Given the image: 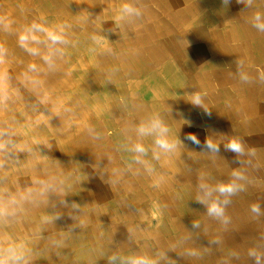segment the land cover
Segmentation results:
<instances>
[{
  "label": "crops",
  "instance_id": "obj_1",
  "mask_svg": "<svg viewBox=\"0 0 264 264\" xmlns=\"http://www.w3.org/2000/svg\"><path fill=\"white\" fill-rule=\"evenodd\" d=\"M5 1L0 73L29 59L36 66L30 78L14 66L12 97L3 90L0 102V140L12 136L0 149V174L21 179L0 183V192L8 189L0 203L15 205L6 217L25 233L20 244L34 247L26 264L28 258L31 264H126L131 257L153 264H256L252 250L264 264V31L255 27L257 14L264 23V0H26L24 6L12 0L14 8ZM124 4L136 11L125 12ZM18 12L31 15L28 23L7 26L4 18ZM33 23L62 29L65 42L52 45L38 32L40 43L29 42L38 54H30L19 36ZM9 49L14 54L7 56ZM45 55L52 56L51 67ZM196 93L200 106L191 103ZM19 105L34 109L26 113ZM155 120L169 128L173 149L159 148L155 132H139ZM209 139L218 153L203 147ZM232 139L242 140L245 153L226 149ZM137 144L146 151L132 150ZM221 182L242 190L228 197L212 191L209 202L229 200L217 218L198 197L201 184L215 189ZM38 252L44 257L36 262Z\"/></svg>",
  "mask_w": 264,
  "mask_h": 264
},
{
  "label": "clouds",
  "instance_id": "obj_2",
  "mask_svg": "<svg viewBox=\"0 0 264 264\" xmlns=\"http://www.w3.org/2000/svg\"><path fill=\"white\" fill-rule=\"evenodd\" d=\"M238 2H243V0H238ZM248 3L251 4V0H248ZM123 9L127 13H133L136 10L133 9L131 6L125 4L123 6ZM137 15L139 13H136ZM257 23L255 24V27L259 30L264 31V23H259L260 21V15L257 14L256 16ZM42 32L45 34L47 41H50L52 45H56L58 43H64V37L61 34V32H57L55 30L49 29L45 27L42 24L33 23L29 28L25 30L24 33H22L19 36V42L22 47H24L30 54L36 55L38 54V49L29 47V42L34 43H40L39 36L36 35V33ZM3 47L0 46V57H2L3 54ZM44 61L49 64V66H52V56L51 55H45L43 57ZM30 70L35 71L36 66L35 65H29ZM6 78L5 74L0 73V84L3 83L4 79ZM245 79H247L245 77ZM262 79H264V76H262ZM6 99V97L3 95V90L0 88V102H3V100ZM191 103L196 106H200L202 104V99L199 93L193 94L191 97ZM191 126V125H190ZM139 132L144 134H151L152 132H155L157 134V138L155 140V144L164 150H171L175 147L174 143H170L168 139L166 138V133L168 132V129L166 126H164L159 120H155L152 122V124L149 127L141 126L139 128ZM5 133L3 131H0V136H3ZM187 140H190L192 143L196 144L197 146L200 145V141L194 134H189L186 137ZM204 147H206L209 151L212 152H219V146L212 142L211 139L206 140ZM227 150H230L232 152L239 154H243L244 147L242 142L239 139H232L228 142V144L225 145ZM4 148V144L0 142V149ZM134 151L138 153H144L146 150L141 144L135 145ZM158 158V157H157ZM233 176L237 179H242L243 177L237 173L234 172ZM200 188L203 190L204 195L202 197H198V202L206 204L208 214L210 216H214L217 218L224 217V207L223 205H226L229 203V200L225 199L222 203L219 200H211L209 202L208 197L211 196L212 191H217L223 196H231L235 194L236 192L242 190V188L237 185L236 183H221L216 186L215 189H211L209 186L205 184H201ZM251 211L253 213H256L257 215L260 214V206L259 204H253L251 206ZM6 210L5 208L0 205V217L5 216ZM225 222H227L225 220ZM22 247V246H21ZM250 256H254L256 258V264H261L260 256L257 255L255 251L249 252ZM111 261H115L116 257L113 256L110 258ZM0 264H26L24 254L21 250L18 249L17 246L9 245L7 248L0 247ZM126 264H153L152 261L145 257H131L126 261Z\"/></svg>",
  "mask_w": 264,
  "mask_h": 264
},
{
  "label": "bare ground",
  "instance_id": "obj_3",
  "mask_svg": "<svg viewBox=\"0 0 264 264\" xmlns=\"http://www.w3.org/2000/svg\"><path fill=\"white\" fill-rule=\"evenodd\" d=\"M141 1V0H140ZM139 1V2H140ZM219 1V0H218ZM11 2V3H10ZM215 2H217V1H215ZM186 3V2H185ZM213 3V2H212ZM11 4V5H10ZM27 3H26V0H24L23 1V6L24 5H26ZM140 4V3H139ZM5 5L6 6H8V5H10V8H14V7H16L15 6V3L12 1V0H8V1H5ZM125 5V4H124ZM194 5V4H193ZM192 5V6H193ZM197 5V4H196ZM195 5V6H196ZM217 6V5H216ZM215 6V7H216ZM221 6H223V5H221ZM165 7V6H164ZM185 7V6H184ZM183 7V8H184ZM18 8V7H17ZM152 9H154V8H152ZM155 10V9H154ZM185 10V9H184ZM161 12V11H160ZM169 12V11H168ZM171 12V11H170ZM168 14V13H167ZM11 16V18H9ZM166 16V15H165ZM242 16V15H241ZM31 17V15L30 14H26V13H8V15H7V18H4L5 20H3L4 22H5V24L7 25V26H10L11 27V25H15L16 23L18 24H24V23H28L27 21L29 20V18ZM217 18V17H216ZM235 18V17H234ZM178 19V18H177ZM238 19H240V18H238ZM246 19V18H245ZM155 20V19H154ZM158 20V19H157ZM237 20V19H236ZM1 21V20H0ZM161 22V21H160ZM162 22H164V21H162ZM2 26V25H1ZM3 27V26H2ZM24 33V32H23ZM17 37V36H16ZM18 38V37H17ZM217 38V37H216ZM14 41V40H13ZM18 41V40H17ZM127 46V45H126ZM156 46H158V45H156ZM5 48V47H4ZM14 54V50H8V51H6V54L5 55H7V56H9V55H13ZM127 60V59H126ZM119 61V60H118ZM1 62V61H0ZM10 62H12V63H16L17 62V60H12V61H10ZM2 64H4L3 62H1ZM20 63V62H19ZM18 63H16V65H14V66H17V68H18V66L20 65V67H22V69H24V71L22 70V77L23 78H30V77H32L33 75L31 74L32 72H33V70H30V68H29V65H33L32 64V61L29 59V61L27 62V63H21V64H19V65H17ZM14 66H12L11 68H6V72H7V74H5L6 75V78H5V85L6 86H8V89H6V94L7 95H9L10 97H12V87L10 88V86H12V85H14V80H13V78H11L10 77V72H11V70H12V68L14 67ZM16 68V69H17ZM40 68V67H39ZM38 68V69H39ZM14 69H15V67H14ZM2 70V69H1ZM94 71V70H93ZM121 71V70H120ZM96 72V71H95ZM128 72V71H127ZM48 74V73H47ZM118 74H120V73H118ZM17 75V74H16ZM122 75H120V77H121ZM99 78V77H98ZM102 78V77H101ZM135 78V77H134ZM21 79V78H20ZM51 79V78H50ZM49 79V80H50ZM122 79V78H121ZM25 80V79H24ZM247 80V79H246ZM26 81V80H25ZM122 81V80H121ZM147 81H148V79H147ZM146 81V82H147ZM29 82H31V81H29ZM35 82V81H34ZM107 82V81H106ZM136 82V81H135ZM140 82V81H139ZM32 83V82H31ZM134 83V82H133ZM30 84V83H29ZM156 84H157V82H156ZM20 85H23L21 82H20ZM38 86H39V84H37ZM44 85V84H43ZM135 85V84H134ZM158 85H160V83L158 84ZM157 85V86H158ZM132 86H133V84H132ZM2 87V86H1ZM19 87V86H18ZM33 87V86H32ZM3 88V87H2ZM36 88V87H35ZM39 88V87H38ZM133 88H134V86H133ZM23 89V88H22ZM134 90V89H133ZM32 91V90H31ZM35 91V90H34ZM101 91V90H100ZM148 91V90H147ZM146 91V92H147ZM28 92V91H27ZM130 92H132V91H130ZM4 93V92H3ZM30 93V92H29ZM38 93V92H37ZM44 93V92H43ZM145 93V92H144ZM157 93V92H156ZM254 93V92H253ZM102 94V93H101ZM14 95V94H13ZM33 95V94H32ZM98 95V94H97ZM254 95V94H253ZM30 96H31V94H30ZM158 96V95H157ZM9 97V98H10ZM73 97V96H72ZM96 97V96H95ZM143 97V96H142ZM9 98L7 99V100H9ZM93 97H91V99H92ZM97 98V97H96ZM72 99V98H71ZM90 99V98H89ZM120 99V98H119ZM254 99V98H253ZM252 99V100H253ZM43 100V99H42ZM76 100V99H75ZM95 100V99H94ZM100 100V99H99ZM33 101V100H32ZM40 101H41V99H40ZM42 102V101H41ZM81 102V101H80ZM3 103V102H2ZM43 103V102H42ZM104 103V102H103ZM44 104V103H43ZM8 106V105H7ZM43 106V105H42ZM250 107H256V106H250ZM121 108V107H120ZM137 108V107H136ZM140 108V107H139ZM246 108V107H245ZM257 108V107H256ZM96 109V108H95ZM99 110H101V109H99ZM138 110V109H137ZM240 110V109H239ZM96 111V110H95ZM122 111H123V109H122ZM133 111V110H132ZM254 111V110H253ZM48 112V111H47ZM217 112V111H216ZM255 112V111H254ZM120 113V112H119ZM215 113V112H214ZM59 114V113H58ZM151 114V113H150ZM44 115V114H43ZM55 115V114H54ZM90 115V114H89ZM95 115V114H94ZM153 115V114H152ZM6 116V115H5ZM163 116V115H162ZM35 117V116H34ZM235 117V116H234ZM32 118H33V116H32ZM112 118V117H111ZM115 118V117H114ZM119 118V117H118ZM250 118V117H249ZM109 119V118H108ZM121 119V118H120ZM38 120V119H37ZM40 120V119H39ZM74 120V119H73ZM101 120V119H100ZM127 120V119H126ZM219 120H220V118H219ZM75 122V121H74ZM118 122V121H117ZM222 122V121H221ZM29 123V122H28ZM27 123V124H28ZM35 123V122H34ZM44 123V122H43ZM49 123V122H48ZM130 123V122H129ZM26 124V123H25ZM24 124V125H25ZM63 124V123H62ZM72 124V123H71ZM70 124V125H71ZM126 124V123H125ZM107 125V124H106ZM145 125V124H144ZM31 126V125H30ZM39 126V125H38ZM141 126V125H140ZM139 126V127H140ZM165 126V125H164ZM112 127V126H111ZM22 128V127H21ZM62 128V127H61ZM64 128V127H63ZM240 128V127H239ZM38 129V128H37ZM169 129V128H168ZM215 129V128H214ZM243 129V128H242ZM10 129L9 128H7V131H9ZM236 130H237V128H236ZM22 131V130H21ZM130 131V130H129ZM32 132V131H31ZM42 132V131H41ZM76 132V131H75ZM135 132H137V131H135ZM134 132V133H135ZM234 132V131H233ZM238 132V131H237ZM20 133V132H19ZM211 133V132H210ZM235 133V132H234ZM240 133H242V132H240ZM29 134V133H28ZM81 134V133H80ZM154 134V133H153ZM43 135V134H42ZM78 135V134H77ZM138 135H139V133H138ZM218 135V134H217ZM222 135V134H221ZM242 135V134H241ZM25 136V135H24ZM136 136V135H135ZM46 137V136H45ZM83 137V136H82ZM34 138V137H33ZM141 138V137H140ZM243 138V137H242ZM47 139V138H46ZM92 139V138H91ZM104 139V138H103ZM86 140V139H85ZM139 140V139H138ZM137 140V141H138ZM30 141V140H29ZM42 141V140H41ZM90 141V140H89ZM242 141V140H241ZM51 142V141H50ZM57 142V141H56ZM125 142V141H124ZM141 142V141H140ZM148 142V141H147ZM31 143V142H30ZM44 143V142H43ZM79 143V142H78ZM89 143V142H88ZM256 143V142H255ZM33 144V143H32ZM41 144V143H40ZM87 144V143H86ZM113 144V143H112ZM50 145V144H49ZM57 145H58V143H57ZM114 145V144H113ZM16 146V145H15ZM39 146V145H38ZM47 146V145H46ZM53 146V145H52ZM79 146V145H78ZM41 147V146H40ZM64 147V146H63ZM116 147V146H115ZM127 147V146H126ZM204 147V146H203ZM60 148V147H59ZM89 148V147H88ZM224 148V147H223ZM12 149V148H11ZM33 149V148H32ZM61 149V148H60ZM116 149H118V148H116ZM115 149V150H116ZM123 149V148H122ZM58 150V149H57ZM79 150H81V148L79 149ZM84 150V149H83ZM103 150V149H102ZM121 150V149H120ZM132 150H134V149H132ZM163 150V149H162ZM35 151V150H34ZM96 151V150H95ZM159 151V150H158ZM164 151V150H163ZM5 152V151H4ZM8 152V151H7ZM54 152V151H53ZM52 152V153H53ZM57 152V151H56ZM62 152V151H61ZM120 152V151H119ZM155 152V151H154ZM6 153V152H5ZM55 153V152H54ZM97 153V152H96ZM129 153H130V151H129ZM135 153V152H134ZM245 153V152H244ZM16 154V153H15ZM38 154V153H37ZM99 154H100V151H99ZM248 154V153H247ZM36 155V154H35ZM118 155V154H117ZM122 155V157H123V154H121ZM124 155H125V153H124ZM130 155V154H129ZM29 156V155H28ZM53 156V155H52ZM101 156V155H100ZM24 157V156H23ZM41 157V156H40ZM128 157V156H127ZM254 157V156H253ZM43 158V157H42ZM58 158V157H57ZM74 158V157H73ZM130 158H132V157H130ZM129 158V159H130ZM226 158V157H225ZM243 158V157H242ZM48 159V158H47ZM118 159H120V158H118ZM246 159V158H245ZM252 159V158H251ZM254 159V158H253ZM103 160V159H102ZM126 160V159H125ZM227 160V159H226ZM5 161V160H4ZM45 161V160H44ZM106 161V160H105ZM114 161V160H113ZM124 161V160H123ZM109 162V161H108ZM4 162L2 161L0 164H3ZM10 163V162H9ZM15 163V162H14ZM23 163V162H22ZM27 163H28V161H27ZM32 163H33V160H32ZM125 163V162H124ZM31 164V163H30ZM66 164V163H65ZM100 164V163H99ZM109 164V163H108ZM252 164V163H251ZM259 164H262V163H259ZM33 165V164H32ZM35 165V164H34ZM63 165V164H62ZM106 165V164H105ZM11 166V165H10ZM20 166V165H19ZM29 166V165H28ZM49 166V165H48ZM128 166V165H127ZM68 167V166H67ZM16 168V167H15ZM27 168V167H26ZM255 168V167H254ZM260 168V167H259ZM12 169H13V167H12ZM20 169V168H19ZM29 169V168H28ZM27 169V170H28ZM36 169V168H35ZM34 169V170H35ZM4 170V169H3ZM52 170V169H51ZM93 170V169H92ZM10 171V170H9ZM16 171H18V170H16ZM38 171V170H37ZM55 171V170H54ZM261 171V170H260ZM11 172V171H10ZM31 172V171H30ZM39 172V171H38ZM89 172V171H88ZM92 172V171H91ZM32 173V172H31ZM34 173V172H33ZM84 173V172H83ZM223 173V172H222ZM224 174V173H223ZM228 174V173H227ZM18 175V174H17ZM101 175V174H100ZM24 176H26L25 174H24ZM60 176V175H59ZM129 176V175H128ZM197 176V175H196ZM228 176V175H227ZM223 177V176H222ZM224 178V177H223ZM247 178V177H246ZM229 179V178H228ZM88 180V179H87ZM125 180V179H124ZM8 181H10V182H16V181H21V179L18 177V176H16V177H13L12 178V176H8V178L7 179H5V178H3L2 177V174H0V183L2 182V186L3 185H8ZM62 181V180H61ZM78 181V180H77ZM215 181V180H214ZM236 181V180H235ZM240 182V181H239ZM103 183V182H102ZM222 183V182H221ZM61 184V183H60ZM86 184V183H85ZM18 185V184H17ZM52 185V184H51ZM64 185V184H63ZM39 186V185H38ZM21 187V186H20ZM145 187V186H144ZM3 188V191L2 192H0V196H3V197H6V192H7V190L8 189H5L4 187H2ZM66 188V187H65ZM61 189V188H60ZM109 189H111V188H109ZM198 189V188H197ZM48 190V189H47ZM52 190V189H51ZM119 190V189H118ZM123 190V189H122ZM148 190V189H147ZM256 190V189H255ZM66 191V190H65ZM64 191V192H65ZM116 191V190H115ZM171 191V190H170ZM49 192V191H48ZM63 192V191H62ZM172 193V192H171ZM170 193V194H171ZM158 194H159V192H158ZM157 194V195H158ZM164 194V193H163ZM239 194V193H238ZM14 195V194H13ZM112 195V194H111ZM146 195V194H145ZM242 195V194H241ZM260 195V194H259ZM60 196V195H59ZM69 196H70V194H69ZM195 196V195H194ZM212 196V195H211ZM232 196V195H231ZM236 196V195H235ZM235 196H233V197H235ZM238 196V195H237ZM247 196V195H246ZM55 197V196H54ZM82 197V196H81ZM191 197V196H190ZM198 197V196H197ZM262 197V196H261ZM66 198V197H65ZM239 198V197H238ZM242 198V197H241ZM63 199V198H62ZM136 199V198H135ZM259 199V198H258ZM2 200V199H1ZM0 200V201H1ZM3 200L5 201V202H3V203H7L8 202V200H6V199H4L3 198ZM55 200V199H54ZM77 200V199H76ZM123 200V199H122ZM233 200V199H232ZM239 200V199H238ZM246 200V199H245ZM131 201H132V199H131ZM174 201V200H173ZM244 201V200H243ZM248 202H249V199L247 200ZM55 202H56V200H55ZM123 202V201H122ZM247 202V203H248ZM1 204L0 203V205H2L4 208H5V210H6V212H8V213H11V212H13L15 209H16V207H15V205H13L11 202H9V204ZM244 203V202H243ZM82 204V203H81ZM121 205H123V204H121ZM242 205V204H241ZM81 206V205H80ZM247 206V205H246ZM181 207V206H180ZM52 208H54V207H52ZM87 208V207H86ZM109 208V207H108ZM118 208V207H117ZM244 208V207H243ZM20 209V208H19ZM45 209V208H44ZM55 209V208H54ZM100 209V208H99ZM121 209V208H120ZM241 209V208H240ZM49 210V209H48ZM67 210V209H66ZM120 211V210H119ZM172 211V210H171ZM264 211V210H263ZM15 212V211H14ZM14 212H13V214H14ZM106 212V211H105ZM123 212V211H122ZM128 212V211H127ZM134 212V211H133ZM190 212V211H189ZM56 213V212H55ZM126 213V212H125ZM136 213V212H135ZM171 213V212H170ZM173 214H174V212H172ZM171 213V214H172ZM202 213V212H201ZM246 213V212H245ZM22 214V213H21ZM50 214V213H49ZM69 214V213H68ZM137 214V213H136ZM171 214H169V215H171ZM190 214V213H189ZM244 214V213H243ZM255 214V213H254ZM262 214V213H261ZM10 215V214H9ZM25 215V214H24ZM46 215V214H45ZM57 215H58V213H57ZM200 215V214H199ZM240 215V214H239ZM248 215V214H247ZM246 215V216H247ZM33 216V215H32ZM41 216V215H40ZM69 216V215H68ZM13 217V216H12ZM27 218V217H26ZM30 218V217H29ZM68 218V217H67ZM122 218H123V216H122ZM146 218V217H145ZM171 218V217H170ZM256 218V217H255ZM16 219V218H15ZM35 219V218H34ZM43 219V218H42ZM168 219V218H167ZM210 219V218H209ZM148 220H150V219H148ZM236 220V219H235ZM29 221H31V220H29ZM56 221V220H55ZM161 221V220H160ZM260 221V220H259ZM23 222V221H22ZM58 222V221H57ZM169 222V221H168ZM204 222V221H203ZM211 221H209V223H210ZM234 222V221H233ZM42 223V222H41ZM126 223V222H125ZM158 223V222H157ZM17 224H19L18 223V221H16V220H12V219H9V218H7L6 217V215L5 216H3V217H0V247H4V248H7L10 244H11V240H14V243H12V244H17V245H15V246H17V247H19V248H21V246H22V248H23V250H21V251H23V254H24V257L27 259V257H32V254H33V252H34V247L32 248V247H28L27 249H26V246H27V244L28 243H24L23 245L22 244H20V239L19 238H22V233H23V235H25V233L24 232H21V230L19 229L20 227H19V225H18V227H17ZM52 224V223H51ZM186 224V223H185ZM187 224H188V222H187ZM253 224H254V222H253ZM56 225V224H55ZM112 225V224H111ZM155 226V225H154ZM35 227V226H34ZM33 227V228H34ZM126 227V226H125ZM5 228L7 229L6 230V232L8 233V234H10V235H4L3 233H5L4 232V230H5ZM138 228V227H137ZM159 228V227H158ZM188 228V227H187ZM254 228V227H253ZM31 229V228H30ZM47 229V228H46ZM58 229V228H57ZM195 229V228H194ZM264 229V228H263ZM24 230V229H23ZM35 230V229H34ZM45 230V229H44ZM184 230V229H183ZM227 230V229H226ZM256 230V229H255ZM26 231V230H25ZM29 231V230H28ZM36 231V230H35ZM59 231V230H58ZM140 231H141V229H140ZM139 231V232H140ZM144 231H146V230H144ZM236 231V230H235ZM55 232V231H54ZM107 232V231H106ZM111 232V231H110ZM142 232V231H141ZM194 232V231H193ZM215 232V231H214ZM255 232V231H254ZM88 233V232H87ZM90 233V232H89ZM92 233V232H91ZM94 233V232H93ZM128 233V232H127ZM157 233V232H156ZM160 233V232H159ZM163 233V232H162ZM183 233V232H182ZM196 233V232H195ZM199 233H200V231H199ZM205 233V232H204ZM187 234V233H186ZM185 234V235H186ZM256 234V233H255ZM29 235V234H28ZM111 235V234H110ZM123 235V234H122ZM167 235V234H166ZM223 235V234H222ZM40 236V235H39ZM58 236V235H57ZM139 236V235H138ZM193 236V235H192ZM226 236V235H225ZM24 237V236H23ZM107 237V236H106ZM110 237V236H109ZM189 237H191V236H189ZM206 237V236H205ZM214 237V236H213ZM32 238V237H31ZM102 238V237H101ZM232 238V237H231ZM19 239V242H17V240ZM34 239V238H33ZM39 239V238H38ZM57 239V238H56ZM108 239V238H107ZM132 239V238H131ZM225 239V238H224ZM45 240V239H44ZM74 240H75V238H74ZM95 240V239H94ZM201 240V239H200ZM208 240V239H207ZM29 241H31V239L30 240H28V241H26V242H29ZM54 241V240H53ZM108 241V240H107ZM209 241V240H208ZM221 241V240H220ZM22 242V241H21ZM37 242V241H36ZM105 242V241H104ZM149 242V241H148ZM176 242V241H175ZM224 242V241H223ZM261 242V241H260ZM89 243V242H88ZM190 243V242H189ZM217 243V242H216ZM263 243V242H262ZM57 244V243H56ZM55 244V245H56ZM168 244V243H167ZM95 245H96V243H95ZM157 245V244H156ZM242 245V244H241ZM59 246V245H58ZM191 246V245H190ZM37 247H39V246H37ZM46 248V247H45ZM50 248V247H49ZM96 248V247H95ZM98 248V247H97ZM165 248V247H164ZM225 248V247H224ZM59 249V248H58ZM61 249V248H60ZM92 249V248H91ZM157 249H158V247H157ZM20 250V249H19ZM49 250V249H48ZM126 250V249H125ZM161 250V249H160ZM159 250V251H160ZM50 251V250H49ZM66 251V250H65ZM101 251V250H100ZM165 252L167 251V250H164ZM250 251V250H249ZM253 251V250H252ZM257 251V250H256ZM63 252V251H62ZM103 252V251H102ZM215 252V251H214ZM97 253V252H96ZM257 253V252H256ZM115 254V253H114ZM54 255V254H53ZM53 255H52V257H53ZM96 255V254H95ZM153 255V254H152ZM42 256L43 255H41L39 252H38V254H37V256H36V259H35V261L36 262H39L41 259H42ZM65 256V255H64ZM97 256V255H96ZM120 256V255H119ZM176 256V255H175ZM218 256V255H217ZM248 256V255H247ZM30 257V258H31ZM44 257V256H43ZM60 257V256H59ZM69 257V256H68ZM83 257V256H82ZM30 258H28V263L29 264H31V261H33V260H31ZM47 258H49V257H47ZM159 258V257H158ZM163 258V257H162ZM252 258V257H251ZM66 259V258H65ZM200 259V258H199ZM217 259V258H216ZM220 259V258H219ZM238 260V259H237ZM169 261V260H168ZM167 261V262H168ZM115 263H116V261H114ZM35 263V262H34ZM192 263V262H191ZM262 263V262H261ZM185 264H187V262L185 263Z\"/></svg>",
  "mask_w": 264,
  "mask_h": 264
},
{
  "label": "rangeland",
  "instance_id": "obj_4",
  "mask_svg": "<svg viewBox=\"0 0 264 264\" xmlns=\"http://www.w3.org/2000/svg\"><path fill=\"white\" fill-rule=\"evenodd\" d=\"M6 89H8V86H4L3 88H2V90H6ZM63 90L61 89V90H58V89H55L52 93H54V94H57V93H60V92H62ZM19 107H20V109L22 108L23 110L22 111H25L26 113H28V111H32L33 109H34V107L33 106H30V105H19ZM69 116H71L70 114H69ZM69 118V117H68ZM69 121H70V119H68ZM21 125H23L24 126V124L23 123H21ZM8 138H12V136L10 135V136H6L5 138H2L1 140H0V142H2L3 144H5L6 143V141L8 140ZM1 153V152H0ZM152 218L154 219L155 218V216H152Z\"/></svg>",
  "mask_w": 264,
  "mask_h": 264
}]
</instances>
